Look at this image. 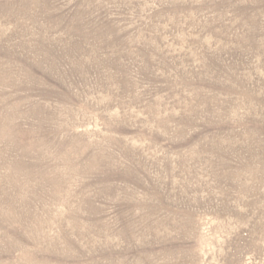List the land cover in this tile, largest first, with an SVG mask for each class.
<instances>
[{"label":"rangeland","instance_id":"1","mask_svg":"<svg viewBox=\"0 0 264 264\" xmlns=\"http://www.w3.org/2000/svg\"><path fill=\"white\" fill-rule=\"evenodd\" d=\"M0 264H264V0H0Z\"/></svg>","mask_w":264,"mask_h":264}]
</instances>
